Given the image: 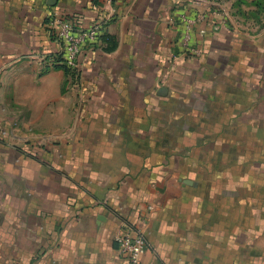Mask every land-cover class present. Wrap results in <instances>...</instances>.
<instances>
[{"label": "crops", "instance_id": "1", "mask_svg": "<svg viewBox=\"0 0 264 264\" xmlns=\"http://www.w3.org/2000/svg\"><path fill=\"white\" fill-rule=\"evenodd\" d=\"M50 1L0 0V264H128L125 224L143 264H264L261 1L120 0L77 85L43 62L48 18L103 0Z\"/></svg>", "mask_w": 264, "mask_h": 264}, {"label": "built area", "instance_id": "2", "mask_svg": "<svg viewBox=\"0 0 264 264\" xmlns=\"http://www.w3.org/2000/svg\"><path fill=\"white\" fill-rule=\"evenodd\" d=\"M120 0H103L104 14L93 24H84L71 13L54 10L48 18V27L57 50L48 59H43L47 70L60 68L68 72L67 81L73 85L82 79L85 61L96 51L105 46L104 40L109 35V28L117 17V4ZM186 23L183 33L186 53L197 56L201 53L193 45V27L197 20L183 19ZM82 96L85 93H81ZM152 210V206L149 208ZM118 251L128 264H143L145 255L152 246L139 226L125 224L115 237Z\"/></svg>", "mask_w": 264, "mask_h": 264}, {"label": "rangeland", "instance_id": "3", "mask_svg": "<svg viewBox=\"0 0 264 264\" xmlns=\"http://www.w3.org/2000/svg\"><path fill=\"white\" fill-rule=\"evenodd\" d=\"M260 1H261L260 2V5L261 4L264 5V0H260ZM250 17L253 20L257 21V18H258L257 15H252ZM57 69H60V68H57ZM63 71L65 72V70H63ZM83 79H85V77L82 78V81H83ZM80 95H81V93L78 96V99H79V103L77 105L78 110H79V106H81V103H82V106L84 104L83 101L80 98ZM7 134H8L7 131L6 132L5 131L4 132H1L0 138H6ZM41 137H44V136H41ZM45 138H46L45 143H47V144L50 143V142H55V141L56 142H59V143H66V142H77V141H81L82 138H83V135H68V134L65 135V134H61V135H57V136L49 135V136H45ZM40 141H41V138H40Z\"/></svg>", "mask_w": 264, "mask_h": 264}, {"label": "water", "instance_id": "4", "mask_svg": "<svg viewBox=\"0 0 264 264\" xmlns=\"http://www.w3.org/2000/svg\"><path fill=\"white\" fill-rule=\"evenodd\" d=\"M55 2H56V0H51L50 5H54Z\"/></svg>", "mask_w": 264, "mask_h": 264}, {"label": "trees", "instance_id": "5", "mask_svg": "<svg viewBox=\"0 0 264 264\" xmlns=\"http://www.w3.org/2000/svg\"><path fill=\"white\" fill-rule=\"evenodd\" d=\"M107 37H108V35L106 36V38L104 40V43H106ZM65 73H66V76H67L68 75V72H65Z\"/></svg>", "mask_w": 264, "mask_h": 264}]
</instances>
